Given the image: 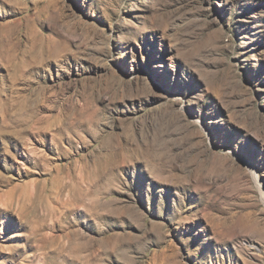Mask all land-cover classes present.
<instances>
[{
	"label": "rangeland",
	"instance_id": "374dc122",
	"mask_svg": "<svg viewBox=\"0 0 264 264\" xmlns=\"http://www.w3.org/2000/svg\"><path fill=\"white\" fill-rule=\"evenodd\" d=\"M0 264H264V0H0Z\"/></svg>",
	"mask_w": 264,
	"mask_h": 264
}]
</instances>
